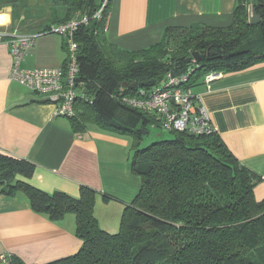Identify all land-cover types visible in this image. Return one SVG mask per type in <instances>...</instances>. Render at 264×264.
Masks as SVG:
<instances>
[{
  "label": "trees",
  "instance_id": "16d2710c",
  "mask_svg": "<svg viewBox=\"0 0 264 264\" xmlns=\"http://www.w3.org/2000/svg\"><path fill=\"white\" fill-rule=\"evenodd\" d=\"M112 2L61 0L60 5L65 8L62 22L87 18L76 30L77 87L83 94L69 117L72 129L84 132L91 124L133 139L131 169L142 185L126 206L120 230L100 227L96 190L81 186L79 197L45 192L28 181L33 162L2 152L0 193H24L33 210L52 221L74 215L82 248L47 264H264V198H256L252 172L218 131H175L146 146L144 133L159 125L156 117L111 97L142 89L124 87V82L162 87L168 73L181 78L193 72L191 87L198 73L241 70L264 60V0H238L226 26H168L159 43L137 50L108 41ZM255 15L259 21L253 24ZM194 52L203 56L196 59ZM13 257V264H21Z\"/></svg>",
  "mask_w": 264,
  "mask_h": 264
},
{
  "label": "crops",
  "instance_id": "0c3cea01",
  "mask_svg": "<svg viewBox=\"0 0 264 264\" xmlns=\"http://www.w3.org/2000/svg\"><path fill=\"white\" fill-rule=\"evenodd\" d=\"M237 2L113 0L107 38L128 50L148 48L162 40L168 26L229 25ZM60 3L0 0V31L34 36L22 68H64L69 57L65 38L57 31H47L63 20L65 8ZM13 64L3 38L0 152L33 162L35 171L28 181L45 192L62 191L79 197L81 186L96 190L94 213L100 227L118 232L126 206L142 185L141 177L131 169L132 137L91 124L84 132H75L68 117L55 114L52 102L11 79ZM222 72L209 83L203 82V73L198 84L192 79L194 91L229 149L252 172L256 198L263 199L264 60L245 69ZM154 129L166 130L160 125ZM75 226L72 214L52 221L48 215L34 211L24 193H0V254L8 253L21 264H47L77 253L83 241L76 235Z\"/></svg>",
  "mask_w": 264,
  "mask_h": 264
},
{
  "label": "built area",
  "instance_id": "2783aa9c",
  "mask_svg": "<svg viewBox=\"0 0 264 264\" xmlns=\"http://www.w3.org/2000/svg\"><path fill=\"white\" fill-rule=\"evenodd\" d=\"M77 26L78 21L73 19L47 30L60 32L66 38L69 59L65 72L59 68L33 70L22 68L25 52L34 40L33 34L19 35L0 31V40L6 38L14 59L11 79L23 83L34 93L41 95L44 100L52 102L56 107V115L68 118L75 115L76 102L83 94L77 87L80 74L78 44L74 39ZM222 73L220 70H212L204 74V77L211 81L219 78ZM192 74L193 72L176 78L168 73L166 85L162 87L156 85L152 89L142 88L134 93H121L120 96L111 94V97L119 98L127 107L153 114L158 124L166 130L208 133L215 126L205 106L201 104L199 95L195 94L193 86H187L190 85ZM0 264H13L12 256L1 253Z\"/></svg>",
  "mask_w": 264,
  "mask_h": 264
},
{
  "label": "rangeland",
  "instance_id": "374dc122",
  "mask_svg": "<svg viewBox=\"0 0 264 264\" xmlns=\"http://www.w3.org/2000/svg\"><path fill=\"white\" fill-rule=\"evenodd\" d=\"M202 77H203V75L198 73L197 75H194L193 80L198 84L201 81ZM202 80L204 83H209V82L213 81V80L207 81L205 79V77H203ZM193 88L195 89L194 86H193ZM195 94L198 96V94L196 92H195ZM213 131H217V129L214 127L211 132H213ZM170 137H171V134L167 130L150 128V132L144 135V138H145L144 139V145L147 146V145L151 144L152 142H154V140L156 141V140L162 139V138L167 139ZM161 240H163V239L159 238L156 241H161Z\"/></svg>",
  "mask_w": 264,
  "mask_h": 264
},
{
  "label": "bare ground",
  "instance_id": "6f19581e",
  "mask_svg": "<svg viewBox=\"0 0 264 264\" xmlns=\"http://www.w3.org/2000/svg\"><path fill=\"white\" fill-rule=\"evenodd\" d=\"M106 1H108V0H106ZM102 9V8H101ZM101 9L99 10V12H98V14L101 12ZM98 14H96L97 16H98ZM73 19H75V20H77L78 21V26H79V23H80V21H83V22H86L87 21V18H81V17H72L70 20H73ZM70 20H68V21H66V22H61V23H59V24H57V25H54L53 27H57V26H59V25H62V24H66L67 22H69ZM78 26H77V28H76V30L78 29ZM49 28H51V26H49ZM76 30H75V33H74V39H75V41L77 42V40H76ZM59 34H61L60 32H58ZM64 38H65V36L63 35V34H61ZM65 41H66V38H65ZM66 44H67V42H66ZM77 44H79L78 42H77ZM78 47H79V45H78ZM66 49L68 50V48H67V45H66ZM60 70H62L63 72H65L66 71V69H67V66H66V68H59ZM80 73V72H79ZM173 132H175V131H170L169 133L170 134H172ZM186 133H188V134H193V135H201V134H204V135H208V134H211L212 132H208V133H201V134H196V133H191V132H186ZM144 134H147V133H144ZM160 140H165V139H160ZM252 177H253V175H252Z\"/></svg>",
  "mask_w": 264,
  "mask_h": 264
},
{
  "label": "water",
  "instance_id": "95a60500",
  "mask_svg": "<svg viewBox=\"0 0 264 264\" xmlns=\"http://www.w3.org/2000/svg\"><path fill=\"white\" fill-rule=\"evenodd\" d=\"M258 17H257V15H255L254 16V18L252 19V23L253 24H256V23H258ZM194 58H196V59H200L203 55L202 54H200L199 52H194L193 53V55H192ZM161 79H163V77L161 78ZM155 84V82H143V83H140V84H138V85H136V84H134V83H131V84H129L128 82H124L123 83V86L124 87H129V88H132V89H134V88H142V87H149V86H153Z\"/></svg>",
  "mask_w": 264,
  "mask_h": 264
}]
</instances>
